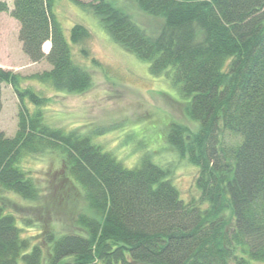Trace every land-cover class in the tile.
<instances>
[{
	"label": "trees",
	"instance_id": "1",
	"mask_svg": "<svg viewBox=\"0 0 264 264\" xmlns=\"http://www.w3.org/2000/svg\"><path fill=\"white\" fill-rule=\"evenodd\" d=\"M133 1L162 21L158 30H144L107 0L87 7L115 43L149 63L150 74L165 73L179 86L196 130L175 124L167 140L197 168L200 203L185 202L169 170L150 159L127 168L88 136L46 124L41 109L26 105L38 107L44 98L0 68V110L3 83L20 106L14 135L0 131V193L38 199L41 190L23 158L59 151L69 182L94 213L77 217L79 233L42 231L31 242L0 201V264L264 263V0ZM55 3L13 0L10 15L19 23L23 53L50 65L34 77L82 92L92 77L70 44L89 32L74 24L66 37ZM8 9L0 0V13Z\"/></svg>",
	"mask_w": 264,
	"mask_h": 264
},
{
	"label": "rangeland",
	"instance_id": "2",
	"mask_svg": "<svg viewBox=\"0 0 264 264\" xmlns=\"http://www.w3.org/2000/svg\"><path fill=\"white\" fill-rule=\"evenodd\" d=\"M8 11L0 13V68L20 77L21 87L44 98L41 105L26 101L28 110L41 109L44 122L64 132H77L111 153L125 167L150 159L169 170V178L185 202L200 203L195 180L197 168L181 158L168 142L173 125L195 131L196 125L184 113L185 100L178 85L165 73L154 76L149 63L115 43L99 24L87 4L96 0H56L55 12L64 35L74 24L83 26L89 36L70 44L73 59L92 77L91 86L82 92L56 89L35 74L49 70L42 59L30 61L23 53L18 37L19 23L10 15L13 0H2ZM121 9L146 31H155L162 21L141 11L133 0H107ZM82 4V5H81ZM49 42L42 46L48 51ZM19 101L5 83L1 85L0 131L11 137L17 129ZM22 165L40 188V197L28 200L12 192L0 193L5 211L19 219L22 235L31 242L42 231L56 235L81 232L77 217L92 216L82 193L69 182L59 151H44L23 158ZM202 207H206L203 205ZM226 216L229 213L226 212ZM249 264H264L250 261Z\"/></svg>",
	"mask_w": 264,
	"mask_h": 264
}]
</instances>
